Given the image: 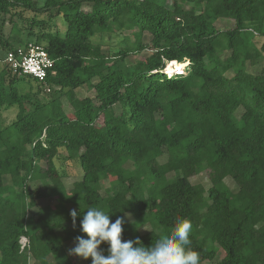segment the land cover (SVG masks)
I'll return each instance as SVG.
<instances>
[{
	"label": "trees",
	"instance_id": "1",
	"mask_svg": "<svg viewBox=\"0 0 264 264\" xmlns=\"http://www.w3.org/2000/svg\"><path fill=\"white\" fill-rule=\"evenodd\" d=\"M16 7L65 30L35 40L54 59L45 81L0 70V115L18 109L0 125V264H80L69 241L98 248L88 264H264V0H0ZM118 31L110 57L95 35ZM0 47L18 46L0 33ZM42 86L57 95L37 102Z\"/></svg>",
	"mask_w": 264,
	"mask_h": 264
},
{
	"label": "rangeland",
	"instance_id": "2",
	"mask_svg": "<svg viewBox=\"0 0 264 264\" xmlns=\"http://www.w3.org/2000/svg\"><path fill=\"white\" fill-rule=\"evenodd\" d=\"M36 1L39 7L44 6L45 0H36ZM84 8L89 9V5H85ZM12 15H13V19H12ZM34 15L39 16L41 18L43 17L49 18V14L47 13L33 12L32 10H25L20 7H16L12 9V11L9 14L0 13V33L1 35L4 38H6L14 46H20V45H24L26 42L37 40V37L41 34V32H43V30L49 29L53 32H58V31H60L61 33L64 32L65 23L61 16L50 19V23H49L50 25L47 29H45V27H42V26H35L31 28L29 24V20H31V18ZM222 25H224L225 27H230L232 26V23L227 22V23H223ZM128 34L129 33L127 31H118V32H113V33H101V34L95 35V40L102 44L103 52L106 55H109L110 57H112V55L121 48L122 40ZM149 37L150 36L147 34L145 40L148 41L150 39ZM256 40L259 46H261L264 43V37H257ZM150 53H151V50H146L144 52L145 55H149ZM6 54H7V51L3 50L0 47V70L2 67L5 66ZM176 63L177 62H173L171 64L173 66H176ZM165 68L167 69V66ZM259 68H260V65H257L254 68H251L250 70L256 72L259 70ZM175 70H181V69L176 68ZM183 71H187V69L184 68ZM178 72H181V71H178ZM21 85H24L25 91H28L30 89H33V90L36 89V83L34 82L27 83L26 81L25 82L21 81ZM48 88L50 87H47V86L39 87V93H37V97H36L37 102L48 101L53 96L57 95V92L54 91L53 87H51L50 90H48ZM76 94L78 97L83 98L85 96L94 95V90L90 88L89 86H81L76 89ZM62 101L65 104V109L70 110L67 99L63 97ZM17 111H18L17 107H10V108L3 109L0 115V125H6L10 123L12 120H14L16 117ZM238 113L240 114L241 111H238ZM163 159H166V157H164ZM71 162L72 160L69 159V153L65 149H61L60 156L57 159V163L60 169L64 170L65 168L68 167L69 164H71ZM74 172L75 173L72 177L65 179V183L69 188H72L73 182L79 179L80 176L82 175V170L80 166L78 165H76ZM170 176H172V174ZM192 180L194 183H201L205 187H208L210 185V181L205 171L193 177ZM104 182H105L103 184L104 187L113 186L109 180H105ZM37 185L39 186L40 183L35 182L31 184L32 187H35ZM231 186L233 189H236V185L232 182H231ZM38 203L40 205H44L47 203L55 204L56 200L53 198L48 199V200L43 199V200H39ZM70 208L83 211V212H88L89 210V207L85 206L82 203L71 205ZM132 220H133L132 216L128 214V221L132 222ZM70 224L71 222H68V226H70ZM134 228H135L134 224H129L123 228V231L128 233L131 236L133 234ZM147 229L148 227L142 230L145 231ZM24 242H25V239L22 238V243L24 244ZM88 252L89 253L98 252V248L93 247L89 250L86 248L78 249L77 243L75 241L68 242L67 254L74 258H77L80 264H88L84 258V256L87 255ZM49 258L54 261V258L52 257H49ZM25 260L29 264H32L34 262V258L31 255H28L25 258Z\"/></svg>",
	"mask_w": 264,
	"mask_h": 264
},
{
	"label": "built area",
	"instance_id": "3",
	"mask_svg": "<svg viewBox=\"0 0 264 264\" xmlns=\"http://www.w3.org/2000/svg\"><path fill=\"white\" fill-rule=\"evenodd\" d=\"M5 62L12 68L14 73L30 75L40 81H45L54 65V59L45 47L35 41L27 42L7 51ZM24 239L23 247L28 244V239Z\"/></svg>",
	"mask_w": 264,
	"mask_h": 264
},
{
	"label": "bare ground",
	"instance_id": "4",
	"mask_svg": "<svg viewBox=\"0 0 264 264\" xmlns=\"http://www.w3.org/2000/svg\"><path fill=\"white\" fill-rule=\"evenodd\" d=\"M176 68L181 69V63L177 62V63H176V66H173L171 63H169V64L167 65V69H166V71H167V72H171V71L175 70Z\"/></svg>",
	"mask_w": 264,
	"mask_h": 264
}]
</instances>
